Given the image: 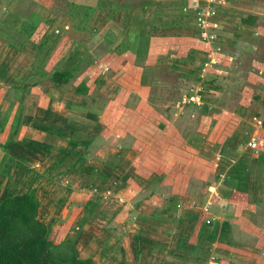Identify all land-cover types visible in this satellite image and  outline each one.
I'll return each instance as SVG.
<instances>
[{"label": "crops", "instance_id": "0c3cea01", "mask_svg": "<svg viewBox=\"0 0 264 264\" xmlns=\"http://www.w3.org/2000/svg\"><path fill=\"white\" fill-rule=\"evenodd\" d=\"M34 1L0 0V121L6 118L11 104L17 103L12 120L0 129V198L32 187L41 202L40 209L50 216L70 205L80 208V219L69 229L71 232L74 228L76 233L69 236L76 253L83 232L90 234L87 243L111 239L104 251L96 253H104L112 264H264L263 95H256L252 103L246 100L241 105L239 101L235 111H228L226 94L218 89L217 96L222 99L219 115L226 112L231 118L237 113L241 120L248 118L250 122L243 131L231 128L215 141L210 139L209 152L198 159L211 161L213 179L206 183L200 207L186 210L184 215L188 194L182 198L176 195L172 202L152 209L148 207L150 199L131 205L134 186L145 191L130 169L138 157L137 143L110 145L105 157H90L100 150V137L109 131L110 121L105 116L115 108L116 94L121 89L129 95L142 93L144 80L150 77L142 61L151 58L155 65L171 63L168 68L174 71L176 63L168 61L167 49H174L172 42L177 37L200 38L198 12L210 6L217 11L214 21L218 27L210 30L215 39L226 40L220 33L229 29L232 36L227 38L235 47L254 46L257 25L241 20L250 14L262 16L255 0H250L249 9L243 8L245 13L238 12V22L232 28L226 26V15L213 0H157L139 10L128 7L132 5L130 0H122L125 5L121 7L92 12L66 0L41 1L43 11L38 12L30 10ZM135 16L141 20L139 33L144 37L136 52L126 36ZM34 22L39 24L38 29ZM183 27L187 31L190 28L191 35ZM112 54L121 57L117 70H111L115 67L110 64L114 61ZM73 69L63 87L49 81L56 70ZM113 71L118 75L113 77ZM80 84L87 90L76 91ZM98 89L105 90V95L98 94ZM243 138L246 140L242 142ZM41 179L50 184L49 188L43 186V199L39 196ZM152 180L159 182L158 178ZM100 196L124 201L128 214L139 215L137 223L130 222L129 231L134 234L116 238L109 233L117 227L109 223L115 212H108V227L98 224L95 216L107 214L101 208ZM86 223L91 227L86 228ZM97 225L103 227L96 235L93 226ZM184 248L186 260L180 255ZM96 253L92 254L95 262Z\"/></svg>", "mask_w": 264, "mask_h": 264}, {"label": "rangeland", "instance_id": "374dc122", "mask_svg": "<svg viewBox=\"0 0 264 264\" xmlns=\"http://www.w3.org/2000/svg\"><path fill=\"white\" fill-rule=\"evenodd\" d=\"M41 1L53 0L34 1V8L30 7V10L43 11L40 7ZM165 1L169 2L170 0ZM213 1L222 10V15H226L228 23L226 26L230 28L238 22V18H236L239 17L238 12H243V8H250V0H238L239 3L240 1L247 2L246 6H241V3L237 5L230 0ZM130 2L137 7L143 0H130ZM255 2L263 13L261 17L254 20L258 30V35L254 38L256 43L254 46L235 47L234 41L229 40L232 36L231 33L228 34L229 29L220 33L226 37V40L218 39V37L209 40L202 35H200L201 39L198 36L177 37L172 42L174 49H167L169 55H166L169 62L172 60L176 63L174 71L169 69L172 66L171 63L168 66L167 64L155 65L154 59L146 58L145 62H142L144 70L150 77H146L144 80L142 93L129 95L128 92L121 89L116 94L117 102L115 108L112 109L113 113L112 110H109L105 116V120L110 121L109 131H105L100 137V150L90 157L92 160L97 157H105L109 153L110 145L138 144L135 145V148L138 149V157L130 169L137 175L135 180L138 183L141 182L143 186L140 185V187L145 191L141 192L138 186H134L132 190L135 194L130 200L132 206H137L139 202H142V199H150L148 207L152 209L156 206L161 207L165 201L172 202L176 195L178 198H182L183 194H188L190 199L184 203L187 207L183 208L182 215L186 210L192 212L200 207L203 190L206 188V183L209 182L208 179H213L214 168L211 161L203 162L198 159V156L209 152L210 139L215 141L223 131H230L231 128L235 131H243V127L250 122L248 118L241 120L237 113L235 117L231 115V118L230 114L226 112L219 115L218 110L221 109L218 108V105H221L222 99L219 100L217 96L218 89L224 90L223 92L226 94L225 103H228V111H235L239 101L243 105L242 102L246 100L252 103L256 95L264 96V0H255ZM26 3L23 2L24 5ZM137 9L139 10L138 7ZM229 12H233V16ZM1 15L2 12H0V17ZM183 28V31H187L186 27ZM211 29L215 28H206L205 32L211 33ZM191 33L192 30L189 28L187 34L191 35ZM112 55L111 58L114 61L110 64H114L115 67L111 66V70H117L121 57ZM7 58L5 59L7 60ZM117 73L118 71H113L111 75L115 77L118 75ZM97 91L98 94L104 93V95L106 92L105 90L99 91V89ZM211 107L213 108L211 109ZM83 123L86 124L84 121ZM159 126L163 129H159ZM117 134L120 135V138L116 136ZM245 140L246 138H243L241 141ZM200 146L201 150H199ZM208 173L209 175H207ZM145 178H149L151 181L148 183ZM154 178H158L159 182L152 183ZM40 182H42V187L39 196L43 199L45 194L43 186L49 188L50 184L47 179H41ZM101 196L100 202L103 205L101 208L106 210L107 214L95 216L98 224L104 225L108 212H115L113 213L115 215L112 216L113 220L109 221L111 225H109L117 224V227L109 233L116 238H122L130 233L134 234L129 231L130 222L137 223L139 215L128 214L126 212L128 207L123 205L124 201L123 203L120 200L113 202L111 198L107 200L106 197L102 199ZM43 202L44 200H42V206ZM60 209L55 211L52 216L49 213H44L42 208L40 209L41 219L48 222L51 217L52 229L58 232L57 237H62L64 230L72 222L76 220V223L80 219V213L76 206L70 205L61 211ZM141 221L145 222V219L141 218ZM109 225L105 224L104 226L108 227ZM89 226L90 224L86 223L85 227L89 228ZM102 227L93 226L94 233L100 234ZM167 228L163 229V234ZM70 231L73 232H69L67 237L72 240V237L69 236H74L76 233L72 228ZM83 233L77 241L78 257L86 258L95 252L105 250V248L99 247L101 245L95 241L87 243L90 234L85 232L86 237ZM152 234L154 233L152 232ZM110 240L103 243L109 245ZM180 252V255L186 260V248L180 249ZM96 254L94 256L96 264H112L111 259L104 253V255ZM162 259L163 257H161ZM152 264L155 262L153 261Z\"/></svg>", "mask_w": 264, "mask_h": 264}, {"label": "trees", "instance_id": "16d2710c", "mask_svg": "<svg viewBox=\"0 0 264 264\" xmlns=\"http://www.w3.org/2000/svg\"><path fill=\"white\" fill-rule=\"evenodd\" d=\"M66 1L70 5L86 7L90 9V12L102 7L115 9L125 5L122 0L120 2L115 0ZM151 3H153L152 0H143L137 7L143 9ZM128 7L135 6L129 5ZM258 18V16L250 14L242 18L241 21L243 24L250 25L251 23L255 24L254 20ZM34 23L35 28L38 29L39 24ZM140 24L141 20L135 16L131 22V29L126 34L127 40L132 44L135 52L144 42V37L139 33ZM74 71L75 69L56 70L49 81H53L58 87H63L68 83ZM86 90L84 84H80L76 88L78 92ZM16 108L17 103H12L6 118L0 121V129H4L10 123ZM40 206L41 202L36 195V189L32 187L24 193L10 194L0 198V264H96L92 255L86 258L78 257L73 241L67 237L71 224L64 230L62 237H57L58 232L52 229L51 218L48 222L41 219ZM95 242L101 245L99 247L102 249L107 248V244L98 240Z\"/></svg>", "mask_w": 264, "mask_h": 264}, {"label": "built area", "instance_id": "2783aa9c", "mask_svg": "<svg viewBox=\"0 0 264 264\" xmlns=\"http://www.w3.org/2000/svg\"><path fill=\"white\" fill-rule=\"evenodd\" d=\"M215 10L212 6H210L205 12L202 10H199L198 15H199V29H200V34L208 38L209 40H213L215 38V34L213 32L207 33L205 32L206 28H217V24L214 21V14ZM212 30V29H211ZM198 100V99H196Z\"/></svg>", "mask_w": 264, "mask_h": 264}]
</instances>
